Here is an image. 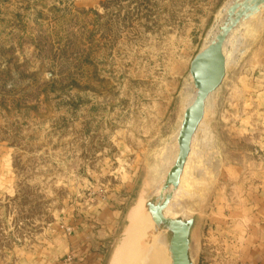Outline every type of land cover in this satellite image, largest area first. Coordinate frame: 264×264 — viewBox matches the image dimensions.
I'll use <instances>...</instances> for the list:
<instances>
[{"label": "rangeland", "instance_id": "rangeland-1", "mask_svg": "<svg viewBox=\"0 0 264 264\" xmlns=\"http://www.w3.org/2000/svg\"><path fill=\"white\" fill-rule=\"evenodd\" d=\"M232 2L0 0V264L36 248L57 264H115L130 214L176 156L190 61ZM229 34L171 200L194 220L193 264H236L224 218L263 162L264 5ZM138 235L123 264L138 262Z\"/></svg>", "mask_w": 264, "mask_h": 264}, {"label": "water", "instance_id": "water-1", "mask_svg": "<svg viewBox=\"0 0 264 264\" xmlns=\"http://www.w3.org/2000/svg\"><path fill=\"white\" fill-rule=\"evenodd\" d=\"M263 5L264 0H233L225 9L224 19L217 25L213 38L190 61L189 75L195 96L182 115L176 138L177 154L158 192L145 200L154 231L164 229L170 235L166 242L168 264H193L189 254L193 218H183L176 213L169 215L166 211L179 185L193 134L203 117L205 101L225 75L223 44L235 27L259 12Z\"/></svg>", "mask_w": 264, "mask_h": 264}, {"label": "crops", "instance_id": "crops-1", "mask_svg": "<svg viewBox=\"0 0 264 264\" xmlns=\"http://www.w3.org/2000/svg\"><path fill=\"white\" fill-rule=\"evenodd\" d=\"M262 160L256 185L246 196L229 203L227 217L224 218L231 230L229 246L234 248L236 264H264V154ZM18 251L21 252V249ZM26 253H19L13 264H57L55 256H44L43 248H36L33 251L36 255Z\"/></svg>", "mask_w": 264, "mask_h": 264}, {"label": "bare ground", "instance_id": "bare-ground-1", "mask_svg": "<svg viewBox=\"0 0 264 264\" xmlns=\"http://www.w3.org/2000/svg\"><path fill=\"white\" fill-rule=\"evenodd\" d=\"M215 28L216 29L212 32L209 41L213 38V36H214V34H215L216 30H217L216 26H215ZM228 36H230V34ZM226 41H227V39H226ZM226 41L224 42L223 47L225 46ZM225 55L226 54H224V56ZM226 59H227V57H225V61H226ZM194 96H195V94H194ZM194 96L192 95V98H194ZM192 100H190V103H191ZM183 112H184V110H183ZM179 127H180V125H179ZM177 134H178V132H177ZM176 143H177V141H176ZM183 169H185V168L183 167ZM177 189L178 188H176L174 190V192H177ZM145 203H146L145 201H143V205H142V203H138L135 206V208L133 209V211L130 214V216H129V222H128L127 228L125 230V236H124L123 241L121 243L120 250L118 252V256H116L117 259L115 258L116 259L115 264H123V261L128 256V253H129V250H130V246H132V243L135 240V237H136L138 232H139L138 239H136L137 240V244H139L144 238H146L145 239L146 242L144 244L142 253L139 256V260H138V262L136 264H168V261H169V259H168V251L164 247V244H163V242L161 240V237L159 236V232L157 231L158 232L157 233V232L153 231L154 230L153 229L154 225H153V223L151 222V220L148 217V212L146 210ZM174 207H175V205L171 204L169 206V208L167 209V211H166L167 214L170 213V212L173 213ZM142 208L144 209L145 229L143 227H141V222H143V213H142L143 210H142ZM169 215H171V214H169ZM147 231L149 232L148 235H147ZM140 248H138V249H140Z\"/></svg>", "mask_w": 264, "mask_h": 264}]
</instances>
